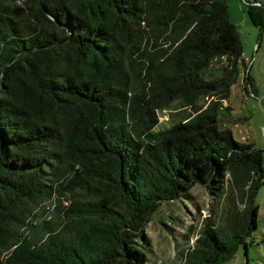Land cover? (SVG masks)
I'll return each mask as SVG.
<instances>
[{"label": "trees", "instance_id": "1", "mask_svg": "<svg viewBox=\"0 0 264 264\" xmlns=\"http://www.w3.org/2000/svg\"><path fill=\"white\" fill-rule=\"evenodd\" d=\"M245 68L226 0H0V264H150L151 214L196 183L216 207L179 264L247 248L263 149L225 103ZM60 189L83 198L30 230Z\"/></svg>", "mask_w": 264, "mask_h": 264}, {"label": "rangeland", "instance_id": "2", "mask_svg": "<svg viewBox=\"0 0 264 264\" xmlns=\"http://www.w3.org/2000/svg\"><path fill=\"white\" fill-rule=\"evenodd\" d=\"M226 1L230 19L236 23L239 31L242 49L246 50L247 55H252L254 51L252 52L250 48L249 32L236 14L237 4H242L243 0ZM138 68L139 65H137L135 77L138 76ZM141 71L144 69L142 68ZM256 79L257 87H263L264 84L258 82V78ZM230 101L234 114L240 116L236 122L229 123L233 136L241 141H250L263 149L264 171V105L257 100L248 86L246 92L238 85L233 86ZM183 107L185 106L158 110L157 126L168 125ZM77 198H83L82 194L63 192L61 189L54 190L51 197L41 202L35 209L30 218L31 224L27 227L35 230L43 221L60 220L65 207ZM256 199L259 204L258 227L253 231L252 241L249 242L247 248L241 245L235 254L222 264H264V184L258 189ZM212 207H216L215 200L199 183L194 184L180 199H169L162 202L146 223V232L150 241L145 245L148 262L150 264H179L186 250L198 236L205 216L209 213L213 214Z\"/></svg>", "mask_w": 264, "mask_h": 264}, {"label": "crops", "instance_id": "3", "mask_svg": "<svg viewBox=\"0 0 264 264\" xmlns=\"http://www.w3.org/2000/svg\"><path fill=\"white\" fill-rule=\"evenodd\" d=\"M251 4L261 5L264 8V0H243L242 4H237V16L239 17V21L247 28L250 36V48L254 53L252 55H247L246 50L242 49V55L244 57L246 68L241 69L236 81L230 87V95L225 100V103L232 106L230 101V96L232 94V88L235 85H238L242 88L244 92L248 88H250L251 92L254 96L257 97V100L264 105V86L257 87V79L258 82L264 84V26L262 28H255L249 17L247 16V7ZM229 12V9H228ZM230 18V15H229ZM231 20V19H230ZM233 22V21H232ZM234 23V22H233ZM236 25V23H234ZM248 43V45H249ZM261 52V53H259ZM233 113L234 110L232 109ZM235 115V114H234ZM240 118L239 115H235ZM246 116V115H245ZM231 128V127H230ZM232 129V128H231Z\"/></svg>", "mask_w": 264, "mask_h": 264}, {"label": "water", "instance_id": "4", "mask_svg": "<svg viewBox=\"0 0 264 264\" xmlns=\"http://www.w3.org/2000/svg\"><path fill=\"white\" fill-rule=\"evenodd\" d=\"M42 2V1H41ZM17 57V55H15V56H13L11 59H9V61L8 62H10V61H12L14 58H16Z\"/></svg>", "mask_w": 264, "mask_h": 264}]
</instances>
